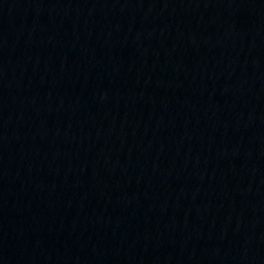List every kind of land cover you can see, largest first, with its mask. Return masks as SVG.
<instances>
[{
    "label": "water",
    "instance_id": "95a60500",
    "mask_svg": "<svg viewBox=\"0 0 264 264\" xmlns=\"http://www.w3.org/2000/svg\"><path fill=\"white\" fill-rule=\"evenodd\" d=\"M0 180L93 264H264V0H0Z\"/></svg>",
    "mask_w": 264,
    "mask_h": 264
}]
</instances>
